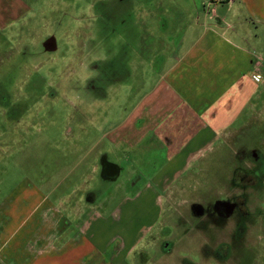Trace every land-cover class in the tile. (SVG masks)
Returning a JSON list of instances; mask_svg holds the SVG:
<instances>
[{
	"label": "rangeland",
	"instance_id": "1",
	"mask_svg": "<svg viewBox=\"0 0 264 264\" xmlns=\"http://www.w3.org/2000/svg\"><path fill=\"white\" fill-rule=\"evenodd\" d=\"M203 3L211 0H0V251L17 237L0 264L23 239L58 250L78 228L109 242L110 255L142 254L141 264H264V82L248 84L254 114L192 165L204 179L169 191L175 211L162 190L136 198L131 184L147 182L137 179L147 160L127 163L110 142L153 88L152 60ZM247 5L236 0L234 11L264 57V28L249 15L264 0ZM105 162L121 176L104 178Z\"/></svg>",
	"mask_w": 264,
	"mask_h": 264
},
{
	"label": "crops",
	"instance_id": "2",
	"mask_svg": "<svg viewBox=\"0 0 264 264\" xmlns=\"http://www.w3.org/2000/svg\"><path fill=\"white\" fill-rule=\"evenodd\" d=\"M247 1L252 0L242 3L249 9ZM225 3L228 7L220 6ZM220 4L211 11L203 3L187 28L175 40L170 38L172 44L158 52L157 59L150 63L153 88L124 122L109 132L112 146L119 144L125 148L121 155L127 163L132 158L141 164L147 160L148 170L137 173L138 180L147 182L141 187L131 184L136 198L140 200L152 194L158 200L161 195L157 190H162L170 212L176 208H172L174 200L168 203L167 197L174 196L169 191L177 192L186 186L177 185L179 181L204 179L201 171H190L192 165L203 164L224 138H229L224 136L226 132H237L239 121L247 119L251 111L250 115L254 114L255 93L249 91L248 84L264 82V57L255 54L248 43L255 36L249 20L234 11L236 0ZM249 15L251 21H258L260 28H264V12ZM151 52L154 54V49ZM141 67L144 68L143 64ZM258 75L262 76L261 81H256ZM196 185L185 189L194 193L198 191ZM101 223L104 226V221ZM91 227L87 226L88 232ZM79 231V228L76 232L71 230L73 235L66 232L65 237L59 238L58 250L52 251L49 243L23 239L13 249L12 256L7 257V264H87V259L94 264H141L142 254L140 257L134 252L110 255L109 242L89 235L86 238ZM11 237L5 242L3 252L0 251L1 261L17 238ZM97 243L101 250L96 252ZM89 250L93 253L87 259L79 254Z\"/></svg>",
	"mask_w": 264,
	"mask_h": 264
},
{
	"label": "water",
	"instance_id": "3",
	"mask_svg": "<svg viewBox=\"0 0 264 264\" xmlns=\"http://www.w3.org/2000/svg\"><path fill=\"white\" fill-rule=\"evenodd\" d=\"M120 174V170L117 165L105 162L103 163V172L102 175L104 178L109 179L113 178L112 180L116 179Z\"/></svg>",
	"mask_w": 264,
	"mask_h": 264
},
{
	"label": "built area",
	"instance_id": "4",
	"mask_svg": "<svg viewBox=\"0 0 264 264\" xmlns=\"http://www.w3.org/2000/svg\"><path fill=\"white\" fill-rule=\"evenodd\" d=\"M226 0H211V4L209 5L210 8L212 9L211 11L215 10V6H217L218 4L224 2ZM257 78V80H260V76H256L255 79Z\"/></svg>",
	"mask_w": 264,
	"mask_h": 264
},
{
	"label": "flooded vegetation",
	"instance_id": "5",
	"mask_svg": "<svg viewBox=\"0 0 264 264\" xmlns=\"http://www.w3.org/2000/svg\"><path fill=\"white\" fill-rule=\"evenodd\" d=\"M219 204V203H218ZM220 204H222V203H220Z\"/></svg>",
	"mask_w": 264,
	"mask_h": 264
}]
</instances>
